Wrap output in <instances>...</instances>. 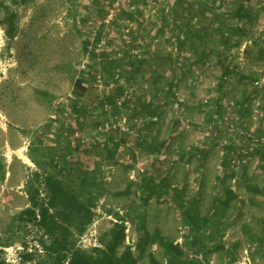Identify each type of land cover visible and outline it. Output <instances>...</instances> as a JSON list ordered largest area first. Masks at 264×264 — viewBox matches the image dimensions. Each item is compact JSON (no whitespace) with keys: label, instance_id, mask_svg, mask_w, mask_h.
<instances>
[{"label":"rangeland","instance_id":"rangeland-1","mask_svg":"<svg viewBox=\"0 0 264 264\" xmlns=\"http://www.w3.org/2000/svg\"><path fill=\"white\" fill-rule=\"evenodd\" d=\"M1 1L0 238L20 235L29 250L35 248L41 232L12 226L13 216L29 205L27 183L35 171L50 168V157L65 151L77 172L100 162L106 180L107 193L97 202L96 217L78 241L82 248L98 245L118 214L128 220L127 243L136 246L159 229L185 246L187 227L173 189L185 198L197 197L202 214H209L216 196L223 200L231 189L237 197L225 207L224 249L211 255L212 264H264V151L245 155L247 143L227 129L225 119L233 117L239 129L248 131L249 125V132L256 133L264 119V88L251 102V119L244 123L237 115V102L251 89V81L242 75L264 70V43H255L264 30V0H243L246 16L235 13L242 0H224L222 7L212 6V0H27L15 7ZM12 8L17 32L9 38L3 20ZM183 24L196 32L191 34ZM203 30L204 39H199ZM86 40L88 51L97 45L93 58ZM225 58L231 67L238 64L240 73L231 74L219 89ZM82 74L88 87L85 113L60 114ZM172 82L177 99L170 94ZM120 86L132 92L123 105L125 122L121 110L104 107L103 97ZM220 95L227 106L223 120L216 116L214 102ZM140 99L153 101L160 113L139 116L142 124L137 125L127 115L138 109ZM118 122L117 128H106V123ZM218 128L222 140L215 146L212 136L219 135ZM227 139L237 145L233 176L221 165ZM106 142L111 148L104 147ZM186 150L194 152L190 156ZM144 170L173 184L163 199L154 195L144 204L138 188ZM127 188L129 194L120 193ZM23 249L16 242L4 247L2 256L19 264ZM150 253L159 261L167 258L163 246L150 243L139 264H151Z\"/></svg>","mask_w":264,"mask_h":264},{"label":"trees","instance_id":"trees-1","mask_svg":"<svg viewBox=\"0 0 264 264\" xmlns=\"http://www.w3.org/2000/svg\"><path fill=\"white\" fill-rule=\"evenodd\" d=\"M9 1L15 7L27 0ZM212 3L214 7H222L225 2L224 0H212ZM0 4L5 5V1H1ZM243 5L244 1L242 0L235 13L240 16L249 15V10L244 9ZM208 8L211 9V7ZM106 15L107 12L100 13L102 18L106 17ZM3 22L6 23L7 36L9 38L15 37L17 24L16 12L13 8L6 14ZM183 26L186 27L187 24H183ZM186 29L191 34L196 32L192 26L186 27ZM205 34L206 31L203 30L202 34L198 35V38L204 39ZM98 35L97 41L100 40V34ZM261 35L262 37L257 38L255 43L260 41L264 43V30ZM184 44L185 41H182L181 49ZM89 45L90 41L86 40L85 49L87 51ZM97 52V45H91L88 51L91 58ZM225 59L226 62L220 78L219 89L224 86L231 74L240 73L238 64H234L231 67L227 62V58ZM138 60L142 63L145 62V59ZM199 61H204L203 54L200 55ZM132 65H135V63L132 62ZM90 67L95 68L93 65ZM114 67L112 65L108 69L110 70ZM262 73L252 72L242 75L251 81V89L245 91L246 94L242 102H237L238 105H241L238 110L239 114H237L239 116L238 121L241 119L240 116L244 119L242 120L244 123H247L251 119L249 117L252 114L251 102L258 96L259 91L264 88V84H256V81L264 77V70ZM175 85V82L171 83L170 94H172L174 99H177V92L173 90V86ZM124 91L125 87L120 86L116 91L108 93L107 96L103 97L106 101L105 103L109 106V110L110 108L114 112L121 110L117 101L124 94ZM87 92L86 77L82 74L75 79L72 95L66 108L62 107L59 109L60 114L67 112L68 114L80 116L85 113L84 98ZM222 98L221 95L214 98L217 107L216 116L221 120L224 119L227 113V106L223 105ZM129 100L131 98L127 101ZM203 103L211 105V103L208 104V100ZM159 113L158 105L156 106L153 101L147 102L140 99L138 109L134 115H159ZM119 114H121V111ZM53 121L58 120L55 119ZM226 122L228 129L229 124L233 123L234 120L229 117L226 119ZM245 127V130H249V125ZM217 133H219L218 136H212L215 146L219 144L222 136L219 128ZM257 133L260 137H264V119H262ZM224 135L227 136L228 133ZM230 135L234 139H237V136ZM142 138L147 139V136L145 138L143 136ZM139 141L142 143L141 140ZM227 141L221 165L226 172L230 171V176H233L234 172L231 170V162L234 160L233 152L236 150L237 145L233 144L232 139H227ZM241 141L244 140L241 138ZM119 143V141L115 143V146H113L115 147L114 150L118 148ZM108 145L109 142H106L104 147L107 149L111 148ZM148 148L150 150L154 149L151 146H148ZM198 151H201V149H198ZM262 151H264V148H257L254 154L262 153ZM186 152L191 156L194 150H186ZM115 155L116 150H110V157L114 158ZM262 155L264 156V154ZM50 165V168L35 171V176L28 181L29 205L15 214L12 220V226L17 225L20 229L22 227L24 229L27 228V231L30 228H35L41 232L40 236L35 240L37 246L35 245L34 249L29 250V242L20 235L5 239L0 238V264H14L2 256V253L4 252V247L16 242H20L24 246L19 255V264H27L29 262H34V264H139L142 257L147 253L150 243L160 244L165 248L167 253V258L164 261H159L153 253H150L151 264H212L211 255L224 249L221 239L225 235V225L222 219L225 207L232 197H237V194L233 193L231 189H227L228 194L226 198L222 200L216 196L212 211L209 214H202L197 197L185 198L183 192L181 194V191L174 188L173 199L177 204V208L184 215L187 227L183 235L185 246L174 238L165 236L159 229H156L153 234L147 233L139 240L136 246L127 243L128 220L125 216L118 214L116 221L100 235L98 245L93 246L91 250H86L78 244V241L96 217L95 209L97 202L107 193L105 175L102 168H100V162L92 170L87 168L77 172L74 162L69 159L67 152L63 151V153L58 152L50 157ZM139 182L138 188L144 197V204L148 203L154 195H157L158 200L163 199L167 194L168 188L173 187V184L171 186V182L168 180H160L156 175L149 173L147 170H144V174ZM130 185H132V182L129 184V187ZM120 193L129 194L130 188Z\"/></svg>","mask_w":264,"mask_h":264},{"label":"built area","instance_id":"built-area-1","mask_svg":"<svg viewBox=\"0 0 264 264\" xmlns=\"http://www.w3.org/2000/svg\"><path fill=\"white\" fill-rule=\"evenodd\" d=\"M256 84H264V77L259 80V81H256ZM130 93H132L129 88L128 89H125L124 91V94L118 98V105L120 106L121 108V114H120V118H123V122L126 121V117H123L124 115L122 114L123 112V105L125 106V103H127L128 99H130ZM204 102H207V100H205ZM105 109L106 110H109V106L105 103L104 105ZM136 108V107H135ZM135 108L133 110V108H131V111L130 113H128L127 116H131L132 117V122L137 124V125H140L142 124V122H140V119H139V115L138 116H135L134 113H135ZM54 117H56L54 115ZM119 118V119H120ZM229 116H226V119H228ZM231 119H233V117H231ZM119 125V122L117 124H114L113 126H110L109 123H106V128H112V127H115L117 128V126ZM238 125L236 124V122L234 121L233 123H230L229 124V127H228V130L231 131V132H235L237 136H239V138H242L244 141H242L243 144H246L247 143V146L245 148V146H242L246 149V153H249L250 151H255L257 149V147H261V148H264V137H260L254 130L252 132H249L248 131H244L242 129H239L237 127ZM123 129H128L126 127H123ZM240 148L242 149V151L244 152V148ZM137 176H131L132 179H136Z\"/></svg>","mask_w":264,"mask_h":264},{"label":"crops","instance_id":"crops-1","mask_svg":"<svg viewBox=\"0 0 264 264\" xmlns=\"http://www.w3.org/2000/svg\"><path fill=\"white\" fill-rule=\"evenodd\" d=\"M3 131L6 132V134H7V132H8V130H4V128H3ZM10 137H11V136H10ZM18 137H19V136H18ZM19 138H20V137H19ZM10 139H11V138H10ZM8 140H9V139H8ZM11 141L13 142L14 140L11 139ZM13 143H15V142H13ZM9 147H10V148H16V147H12L11 143H10ZM20 151H21V152H20ZM20 151H19V153L23 155V150H20Z\"/></svg>","mask_w":264,"mask_h":264}]
</instances>
